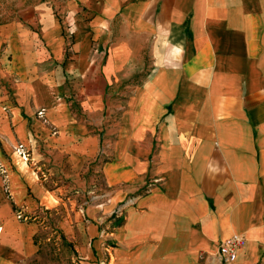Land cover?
<instances>
[{
	"label": "crops",
	"instance_id": "crops-1",
	"mask_svg": "<svg viewBox=\"0 0 264 264\" xmlns=\"http://www.w3.org/2000/svg\"><path fill=\"white\" fill-rule=\"evenodd\" d=\"M52 218L81 264H264V0H0V264Z\"/></svg>",
	"mask_w": 264,
	"mask_h": 264
},
{
	"label": "rangeland",
	"instance_id": "rangeland-1",
	"mask_svg": "<svg viewBox=\"0 0 264 264\" xmlns=\"http://www.w3.org/2000/svg\"><path fill=\"white\" fill-rule=\"evenodd\" d=\"M35 242L39 246L37 254L19 264H81V259L75 257L77 255L75 251L77 242L64 237L57 227L55 218L40 225V231ZM109 245L113 246L111 242ZM107 255L102 259L105 264H109Z\"/></svg>",
	"mask_w": 264,
	"mask_h": 264
},
{
	"label": "built area",
	"instance_id": "built-area-1",
	"mask_svg": "<svg viewBox=\"0 0 264 264\" xmlns=\"http://www.w3.org/2000/svg\"><path fill=\"white\" fill-rule=\"evenodd\" d=\"M14 150L22 161L28 160L29 152L23 145L18 144ZM244 242L245 240L242 234H233L229 238L220 241L215 253V258L220 263L234 262L237 257V251L243 246Z\"/></svg>",
	"mask_w": 264,
	"mask_h": 264
}]
</instances>
